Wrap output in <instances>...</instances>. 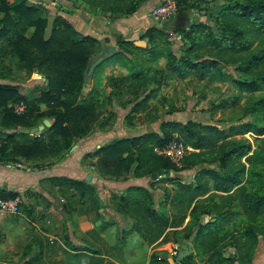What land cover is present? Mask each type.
<instances>
[{"label": "rangeland", "instance_id": "rangeland-1", "mask_svg": "<svg viewBox=\"0 0 264 264\" xmlns=\"http://www.w3.org/2000/svg\"><path fill=\"white\" fill-rule=\"evenodd\" d=\"M129 1L0 0V86L6 88L3 92L7 96L5 104L0 105V159L3 162L15 163L24 152L27 153L25 143L29 140L19 137L17 131L21 127L18 124L24 123L27 117L35 121V125L31 127L42 124L43 120L50 123L40 134L45 131L46 137L42 139L51 141L52 144L50 150L42 154L51 156L48 161L74 153L77 151L76 144L91 141L90 152L85 153L84 157L88 158L85 159L87 164L94 166L92 171L102 173L100 175L103 179L125 176L129 171H134L137 164L133 162L125 166L119 161L115 165L105 164L104 147L122 136L159 132L164 122L194 121L214 125L222 130L228 141H247L251 150L240 160L246 166L247 156L252 157L256 150L264 146V133H260L264 130V108L260 111L255 108L259 98L264 97V83L259 79L264 75V64L249 66L246 63L250 53L264 48V35L250 30L240 21L227 19L221 20L224 27L219 24L216 18L219 10L227 4L225 0L195 2L188 18L184 17L187 20L179 24L185 28L180 32L170 29L166 42L162 41V51L165 53L168 50L173 55L169 57V66H166V59L162 56L150 61L141 58V63L149 65L150 69L144 76L133 78L120 60L115 58L114 54L122 48L116 42L115 34L109 35L111 45H105L109 38L101 36L100 42L94 46L91 44L93 42L84 40V37H93L89 30L91 25H88L87 20L81 21L76 14L86 12L96 19H114L124 15H115L111 10L117 6L127 10L130 7ZM90 6H97L94 13ZM49 15L55 16L50 38L52 41L47 47L41 44V49L40 40ZM172 19L154 21L159 25L157 27L164 28L171 24ZM200 23L208 25L217 37L228 33L231 24L235 23L245 30V35L251 42L249 50H217L208 42L205 43V33H202L203 38L200 39L201 31L192 34L189 32ZM102 42L107 55L111 57L96 65L91 74H87L86 59L100 52ZM79 43V63L65 68V71L70 72L71 78L77 76L79 80L71 89L55 88L62 81L65 72L58 70V65L54 63L55 56L50 57L51 54L69 52L73 45L78 46ZM126 56L129 57V54ZM204 62L214 64L206 71L200 67ZM192 63L197 65L192 68ZM172 64H176L177 68L182 67L184 72L179 74L173 70ZM50 88L52 90L49 93ZM35 99L38 101L34 102ZM10 115L18 117L17 121L12 120ZM61 120L66 122L71 133L68 137H61L56 131L49 129L53 123ZM246 123L254 125L256 129L243 133L242 125ZM11 132L18 139L9 140L7 134ZM170 137L164 146L155 147L154 154L160 157L159 160L169 159L162 151L170 145H176L182 148V156L176 161L169 159L171 163L163 160V167L169 172L168 175L153 180L150 174L146 175L150 181V195H138L139 199L136 201L141 204L135 211L136 218H117V221L110 218L109 222L100 225L112 229L108 242L115 244L98 245V250L93 251L107 250L108 257L98 258L93 263L85 258V254L84 257L75 258L68 255L69 252L62 246L59 248L50 243L45 244L41 236L31 228V222L38 215H43L42 209L39 208V213H35L33 202H19L14 213L0 210V247L5 248L8 259L19 263L27 261L28 264H153L157 261L167 264L169 259L180 264L184 261L206 264L209 253L219 247L224 257L233 258L234 262L230 264H250L238 259L241 255L244 260L249 259L253 252L255 256L259 242L264 241V208L259 210V214L247 211L242 219L235 217V222L239 221L236 224L238 227L248 222L258 226L263 224L260 231H255L256 239L247 237L237 244H231L236 239L229 234L217 236L210 228H204L207 223L214 221L215 214L203 215L196 212L194 217H200V221L194 224L190 216L192 193L184 191L181 185L189 184L194 187L202 185L201 182L205 183L207 190L199 193V198L206 199L217 192L212 190L213 182L209 177L203 176L198 180L200 172L213 169L225 175L230 171L220 169L217 160L211 162L217 157L215 152L206 150L203 155L195 157L192 153L197 150L184 145L176 133L171 132ZM131 155H137L135 149ZM205 156L207 161H201ZM151 160L153 159L149 162ZM32 167L28 165L31 170ZM261 173L264 182V171ZM243 181L249 182L246 175ZM235 189L231 192L234 191V198L238 199ZM259 189L264 196V188ZM3 191L11 199L19 196L9 187ZM224 194L218 192L216 195ZM94 197L93 190V195L88 200L93 202V210L98 214L100 202L94 201ZM108 198L112 208H116L117 199L114 200L112 196ZM211 201H217L218 205L229 203L224 199ZM19 218L30 225L25 223L24 229H14L13 222ZM158 219L165 220L168 227L162 226L163 233L156 239ZM240 220L245 222L241 223ZM121 245L126 246L129 251L125 252ZM208 248L211 249L206 251ZM246 252L249 254H245ZM2 261L0 253V264ZM260 264H264V259Z\"/></svg>", "mask_w": 264, "mask_h": 264}, {"label": "trees", "instance_id": "trees-1", "mask_svg": "<svg viewBox=\"0 0 264 264\" xmlns=\"http://www.w3.org/2000/svg\"><path fill=\"white\" fill-rule=\"evenodd\" d=\"M146 0H130L127 10L123 8L114 7L111 12L115 15H128L137 10L139 6H141ZM176 5V14L173 17L171 24L166 25L164 28L159 27H151L148 28L144 34L141 36V39H146L148 42L147 47H138L133 44L130 40H121L118 41L122 46L121 50L118 53H115V58L120 60L123 67H125L129 73V75L133 78H140L144 76L150 69L149 65H143L141 63V58H146L149 61L154 60L157 57H164L166 59V66H169V57L173 56L171 52L168 50L164 53L162 51L163 42H166L167 32L170 29H176L179 32L185 27H180L179 24H183V18H188V15L191 12L192 6L195 2L203 1V0H173ZM227 4L222 7L216 18V21L224 27V23L221 21H226L230 19L231 21H240L244 23L250 30L255 31L256 33H262L264 35V0H225ZM91 12L94 13L96 11L97 6L91 7ZM230 31L228 33L221 35V37H217L214 34L208 25L206 24H198L195 27H192L189 32L196 33L201 31L200 39L202 37V33H205L204 37L206 38L205 43L208 42L212 47L216 48L223 52L225 49H229L232 51H245L250 48V41L245 35V30L242 27H237L235 23L231 24L229 27ZM53 32V31H52ZM51 38V37H50ZM84 40L93 42L95 44L98 43V40L93 37H84ZM52 39L48 41H44L43 38L40 40L43 47H47L51 43ZM81 43L75 44L66 53H59L56 55H52L50 57L55 56L54 63L58 65V70L65 72L62 81L56 85L55 88L64 87L65 89L73 88V85L79 78L77 76L70 77L69 71H65V68L68 69L72 64L79 63V55L81 48ZM42 49V47H41ZM98 54V53H97ZM95 54V55H97ZM129 54V57L126 56ZM94 56V55H93ZM92 57V56H91ZM111 57L110 55H106L103 59H107ZM90 58V57H89ZM86 59V64L88 59ZM102 60V61H103ZM118 60V61H119ZM101 61V62H102ZM99 62L98 64H100ZM246 63L249 66H255L257 64H264V48L258 49L252 53H250ZM62 64H65L63 67ZM97 64V65H98ZM200 66L201 69L208 71L214 62L202 63ZM197 63H192L190 67L194 68ZM173 70L182 74L184 72L183 68H177L176 64H172ZM57 69V68H56ZM262 83H264V75L259 77ZM65 80V81H63ZM250 86V85H249ZM255 86V85H254ZM6 88L0 86V105H4L6 102L7 96L4 94L3 90ZM52 88L49 89V93ZM38 100L35 99L34 102ZM35 109V106L32 107ZM258 111L264 108V97L259 98L257 101V106L255 107ZM32 110V109H31ZM12 120L17 121L18 117L15 115H10ZM66 123V122H65ZM64 120L56 121L53 123L49 129L58 133L61 137H68L71 133L69 129L66 127ZM24 128H31V126L35 125V121L27 117L24 123L18 124ZM256 127L252 124H244L242 125L243 133L248 131H254ZM47 130V129H46ZM171 132L177 134L178 138L182 141V143L186 146L197 150V152H193L192 156L199 157L203 155V153L207 150V152H215L216 156L212 159L211 162L217 160L218 166L220 169L224 171H230L229 174L221 175L216 170L213 169H205L200 172L198 175V180H201L203 176L209 177L212 180V190L215 192L225 193L223 196L214 195L212 197H206V199L199 198L201 194L207 190L205 183H200L202 185L191 186L181 185L184 191L191 192L192 196L190 199V204L193 203L192 209L190 210V216L193 219V223H199L200 217H194L196 212H201V214L209 215L215 214L216 218L214 221L207 223L204 228H210L211 232L215 235H223L229 234L233 238L231 244H237L239 240H245L247 237H251L252 239H256L255 231H260L263 224L254 225L253 223H244V220H240L241 223H244L241 227H238L235 222V217H240L242 219L243 215L248 212H256L259 214V210L264 208V196L261 194V190L259 187L264 188V182L262 179L261 171H264V146L261 149L256 150L253 156H247L246 166L240 160L242 157L248 154L251 150V145L247 141L241 140H233L228 141L227 137L223 135L222 130L214 125H204L194 121H188L186 123H182L179 121H169L164 122L161 126V131L159 132H146L137 136L120 138L113 140L110 144L104 147L105 156L103 158V162L107 165H115V164H125L131 165L133 162H136V166L134 167V175L136 177L145 176L148 174H152L155 171L163 170L166 171L163 167L164 161H168L171 163L169 159L159 160L160 157L154 154L155 147L164 146L169 140ZM45 133V131H44ZM39 136H32L29 134L19 133L18 136L23 137L26 141L25 149L27 153H23L22 157L27 159H36L38 157L43 156L45 152H48L52 147L51 141H45L42 138L46 137V134ZM260 133H264L262 130ZM7 138L9 140L18 139L12 132L7 134ZM229 145H231L229 147ZM133 149L136 150L137 155L133 157L131 154ZM123 155L121 156L120 154ZM124 154H126L124 156ZM153 159L149 162L150 159ZM159 160V161H158ZM207 161V157L201 159V161ZM0 161H4L1 160ZM119 161V163H118ZM195 163V162H194ZM142 167V168H141ZM143 170V171H142ZM247 176L249 182H244V177ZM55 179V178H54ZM253 179V180H252ZM57 180V179H55ZM62 186L74 185L81 192V197L84 198L86 194L93 195V188H90L86 185V183L82 181L70 180V179H60ZM251 180V181H250ZM254 181V183H252ZM254 184V185H253ZM205 186V187H204ZM233 188L237 190L238 199L234 198V191L231 192ZM92 192V193H91ZM140 193L149 194L148 189L143 187H129L123 196H113V199L118 201L119 212H123L131 218H136L135 211L138 210L140 201L137 203L136 200L139 199L138 195ZM14 193H12L13 195ZM0 199H11L8 197L7 193H4L3 189L0 190ZM91 197V196H90ZM138 198V199H137ZM214 199H224V201H229L228 204L224 203L222 205H218L217 201H211ZM240 200V202H238ZM94 201H98V198L95 193ZM135 201V202H134ZM194 201V202H193ZM211 201V202H210ZM240 206V207H239ZM224 207V209H223ZM146 223V221H143ZM264 223V222H263ZM156 239L160 238L163 230V227H168V224L165 220L158 219L156 221ZM238 231V233H236ZM221 232V233H220ZM220 233V234H218ZM236 233V234H234ZM214 242L216 243V237ZM153 240V242L156 241ZM219 248V247H218ZM218 248H214L215 250L211 251L207 258L206 264H230L233 263L234 260L232 257H224L221 251ZM211 248L206 249L209 251ZM245 254H249L246 252ZM249 259L244 260L243 256L239 257V261H247L252 264L254 252L251 253ZM153 264H161L159 261ZM169 264V263H167ZM183 264H196L191 261H184ZM243 264V262H242Z\"/></svg>", "mask_w": 264, "mask_h": 264}, {"label": "crops", "instance_id": "crops-1", "mask_svg": "<svg viewBox=\"0 0 264 264\" xmlns=\"http://www.w3.org/2000/svg\"><path fill=\"white\" fill-rule=\"evenodd\" d=\"M162 1L165 0H146L135 12L109 20L96 19L95 16L86 12L76 14L81 21L87 20L88 25H91L89 30L93 38L99 42L101 36L109 38V35L115 34L116 42L130 40L135 46L144 47L148 45V42L146 39H141V36L148 28L159 26L155 24L152 17H149L150 10ZM107 41L105 45L112 44L110 38ZM102 47H104L103 42L101 49ZM121 138L127 137L122 136ZM91 147V141L86 140L81 144H76V152H70V154L49 161L47 159L51 156L47 154L36 159L21 157L15 163L0 161V190L9 187L10 190L18 193L17 198L20 202L26 204L33 202L35 213H39V208L42 209L43 215H38V218L31 222V228L33 232L41 236L45 244L50 243L59 248L62 246L69 252L68 255L75 256V258L86 255L85 258L96 263L98 258L108 257L109 254L107 250H102L103 252L93 250H98V245L114 246L115 244L108 242L112 229L103 228L100 225L109 222L110 218L117 221V218L129 217L116 209L118 203L115 205L116 208H112L108 197L123 196L125 191L132 186L148 189L150 181L146 175L136 177L134 171H127L128 174L125 176L103 179L100 175L102 173L92 171L95 169L94 166L87 164L88 158L84 157L85 153L90 152ZM28 165H32L33 170L28 168ZM63 178L83 180L87 186L93 188L100 202L98 214L93 210V202L88 200L91 195L86 194L82 198L80 190L74 185L62 186L57 181ZM13 223L14 229L18 230L24 229L25 223L30 225L21 218ZM121 246L125 252L129 251L126 246ZM0 250L3 256L1 264H28L27 261L12 262L6 256L5 248L1 246ZM263 259L264 241L259 242L252 264H260Z\"/></svg>", "mask_w": 264, "mask_h": 264}, {"label": "built area", "instance_id": "built-area-1", "mask_svg": "<svg viewBox=\"0 0 264 264\" xmlns=\"http://www.w3.org/2000/svg\"><path fill=\"white\" fill-rule=\"evenodd\" d=\"M150 16L158 21L170 20L176 14V5L173 0H165L155 5L150 10ZM191 149V148H189ZM162 153L172 161H176L182 156V148L176 145H170L162 151ZM20 200L18 198L13 199H1L0 210L14 213L18 209Z\"/></svg>", "mask_w": 264, "mask_h": 264}, {"label": "water", "instance_id": "water-1", "mask_svg": "<svg viewBox=\"0 0 264 264\" xmlns=\"http://www.w3.org/2000/svg\"><path fill=\"white\" fill-rule=\"evenodd\" d=\"M54 19H55L54 15H49L47 17L46 26H45L44 33H43V39L45 41H48L52 35ZM183 20L186 21L187 19L183 18ZM106 55H107L106 49L104 47H102L101 51L97 55L90 57L87 61V68H86L87 74H91L94 67L99 62H101L106 57ZM49 125H50V123L48 120H43V123L40 125L31 127V128L20 127V128H18L17 131L19 133L29 134V135H33V136H39L42 133L44 127L49 126ZM168 174H169L168 171L159 170L156 173H152L151 178L152 179H158L159 177L166 176ZM168 262H169V264H180L178 262H175L173 259H169Z\"/></svg>", "mask_w": 264, "mask_h": 264}]
</instances>
